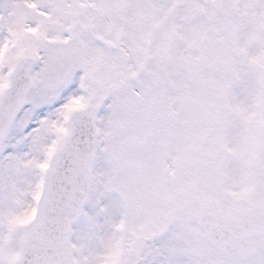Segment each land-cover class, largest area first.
I'll use <instances>...</instances> for the list:
<instances>
[{"label": "snow or ice", "instance_id": "obj_1", "mask_svg": "<svg viewBox=\"0 0 264 264\" xmlns=\"http://www.w3.org/2000/svg\"><path fill=\"white\" fill-rule=\"evenodd\" d=\"M0 264H264V0H0Z\"/></svg>", "mask_w": 264, "mask_h": 264}, {"label": "rangeland", "instance_id": "obj_2", "mask_svg": "<svg viewBox=\"0 0 264 264\" xmlns=\"http://www.w3.org/2000/svg\"><path fill=\"white\" fill-rule=\"evenodd\" d=\"M105 162L102 157H98L93 164L94 171H103L105 167ZM115 195H118V193L110 192V193H104L100 196L99 203H96V196L94 195L86 204L84 210L88 212L89 214H94V207L97 204L98 208L100 209L101 206H106L109 211L115 210V205L118 202L119 198H117ZM103 216V214L101 215ZM82 222V219L80 222L75 223L73 225V228H78L79 225Z\"/></svg>", "mask_w": 264, "mask_h": 264}]
</instances>
